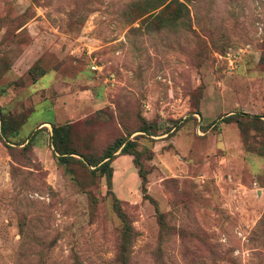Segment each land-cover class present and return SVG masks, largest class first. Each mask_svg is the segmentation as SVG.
Listing matches in <instances>:
<instances>
[{
  "label": "rangeland",
  "instance_id": "374dc122",
  "mask_svg": "<svg viewBox=\"0 0 264 264\" xmlns=\"http://www.w3.org/2000/svg\"><path fill=\"white\" fill-rule=\"evenodd\" d=\"M178 1L158 28L140 0H0V264H117L114 198L127 264H264V0ZM62 125L132 141L149 200L118 150L109 190L59 165Z\"/></svg>",
  "mask_w": 264,
  "mask_h": 264
},
{
  "label": "trees",
  "instance_id": "16d2710c",
  "mask_svg": "<svg viewBox=\"0 0 264 264\" xmlns=\"http://www.w3.org/2000/svg\"><path fill=\"white\" fill-rule=\"evenodd\" d=\"M138 8L142 9L143 13L151 12L158 8L159 11L155 14H150L149 17L157 22V27H173L182 21L186 15V5L184 2L178 0H140ZM242 117H246V114H239ZM234 116H226L223 121H229ZM259 116H252V120L260 122ZM261 123V122H260ZM69 125L51 126L50 145L52 152L57 154V163L63 167L67 166V163L72 160L70 155H77L81 161L90 167H95L92 171H97L105 179V185L107 190L111 187L112 170L110 162L113 160L112 155L118 150L119 156H129L132 166L135 168V175L139 181V189L141 192V198L149 200L145 190V174L138 161V153L133 148V142L129 140L115 139L106 150L97 157L91 155H84L78 153L71 148L69 140ZM139 132H147V130L141 129ZM79 162V161H78ZM81 164V162H79ZM68 174L69 172L66 171ZM119 200L114 198L115 210L119 218L123 223L122 229L119 234L118 246H117V264H127L128 262V247L134 233L130 225L124 220V216L120 213L117 206Z\"/></svg>",
  "mask_w": 264,
  "mask_h": 264
},
{
  "label": "crops",
  "instance_id": "0c3cea01",
  "mask_svg": "<svg viewBox=\"0 0 264 264\" xmlns=\"http://www.w3.org/2000/svg\"><path fill=\"white\" fill-rule=\"evenodd\" d=\"M126 157L130 160V157H129V156H126ZM114 161H115V160L112 161V164H113ZM130 162H131V161H130ZM131 165H132V164H131ZM114 173H115V172H113L112 180L114 179ZM134 173H135V171H134ZM135 176H136V175H135ZM136 179H137V177H136ZM137 181H138V180H137Z\"/></svg>",
  "mask_w": 264,
  "mask_h": 264
}]
</instances>
